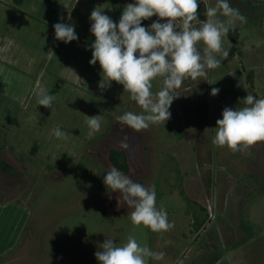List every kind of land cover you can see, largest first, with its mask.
Returning a JSON list of instances; mask_svg holds the SVG:
<instances>
[{
  "label": "rangeland",
  "instance_id": "rangeland-1",
  "mask_svg": "<svg viewBox=\"0 0 264 264\" xmlns=\"http://www.w3.org/2000/svg\"><path fill=\"white\" fill-rule=\"evenodd\" d=\"M134 2L0 0V264H99L105 239L119 246L129 235L165 253L148 264H207L215 254L213 264H264V141L250 154L212 144L225 107L243 106L248 94L264 98V0H229L247 23L230 29L236 39L224 37L228 58L217 55L221 66L206 79H185L170 119L140 132L115 118L140 106L89 63L92 10L118 23ZM56 23L74 24L78 39L57 40ZM161 87L153 81L154 92ZM41 88L55 97L51 109L37 104ZM86 115L101 117L91 137ZM57 125L67 139L55 137ZM112 167L154 185L174 228L134 225L132 209L103 182ZM199 207L209 219L198 234Z\"/></svg>",
  "mask_w": 264,
  "mask_h": 264
},
{
  "label": "clouds",
  "instance_id": "clouds-1",
  "mask_svg": "<svg viewBox=\"0 0 264 264\" xmlns=\"http://www.w3.org/2000/svg\"><path fill=\"white\" fill-rule=\"evenodd\" d=\"M199 6L200 0H135L125 5L118 23L104 11L92 10L90 32L95 40L90 44V65L99 62L109 83L122 85L142 109L140 113L127 111L116 116L118 122L140 132L152 124L168 121L170 106L178 97L175 91L183 81L206 79L207 70L221 66L217 55L223 60L228 58L229 49L223 47V39L237 22L247 23L246 16L232 7L229 0H216L214 6H205L206 19L201 20ZM153 16L158 19L150 27L142 26L143 20ZM53 28L57 40L68 43L78 39L74 24L56 23ZM200 43L204 45L202 52ZM157 78L162 87L154 92L153 81ZM219 91L212 88L210 94L216 96ZM36 96L38 105L51 109L55 97L46 89H39ZM241 102L243 106L223 109L222 118L216 121L212 144L250 154L252 145L264 141V98L248 94ZM86 123L89 137L101 130L100 115L87 116ZM54 135L67 139L59 125ZM121 146L126 148V142L122 141ZM103 182L113 192H119L132 209L130 219L134 225H143L156 233L174 228L166 210L157 207L154 185L145 187L116 167L106 172ZM99 247L94 253L99 264H148L149 258L162 260L165 255L141 246L133 235L122 245L105 239Z\"/></svg>",
  "mask_w": 264,
  "mask_h": 264
},
{
  "label": "trees",
  "instance_id": "trees-1",
  "mask_svg": "<svg viewBox=\"0 0 264 264\" xmlns=\"http://www.w3.org/2000/svg\"><path fill=\"white\" fill-rule=\"evenodd\" d=\"M205 4L200 1V6H199V18L201 20L206 19L204 12H205ZM158 19V17H156ZM142 26L144 27H150L151 23L148 22L147 20H143L142 21ZM235 34V38H237L238 34L235 32H231L229 31L228 35L232 38V35ZM1 136V135H0ZM176 172V171H175ZM197 212H193L192 214V219H193V227H194V231L195 233H200L201 231H203V229H205L206 225H207V221L209 219V213L208 211L203 208V207H199L196 210ZM219 258L218 254L212 255L211 258L208 259L207 264H213L215 263ZM203 262V261H202Z\"/></svg>",
  "mask_w": 264,
  "mask_h": 264
},
{
  "label": "crops",
  "instance_id": "crops-1",
  "mask_svg": "<svg viewBox=\"0 0 264 264\" xmlns=\"http://www.w3.org/2000/svg\"><path fill=\"white\" fill-rule=\"evenodd\" d=\"M2 201H0V203H1Z\"/></svg>",
  "mask_w": 264,
  "mask_h": 264
}]
</instances>
